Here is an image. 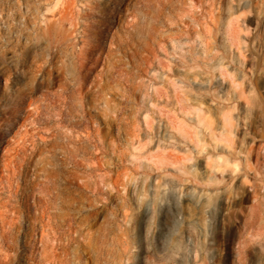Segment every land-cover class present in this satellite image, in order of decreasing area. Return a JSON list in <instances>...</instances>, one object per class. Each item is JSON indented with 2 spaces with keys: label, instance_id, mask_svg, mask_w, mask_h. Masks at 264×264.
I'll return each mask as SVG.
<instances>
[{
  "label": "rangeland",
  "instance_id": "374dc122",
  "mask_svg": "<svg viewBox=\"0 0 264 264\" xmlns=\"http://www.w3.org/2000/svg\"><path fill=\"white\" fill-rule=\"evenodd\" d=\"M0 264H264V0H0Z\"/></svg>",
  "mask_w": 264,
  "mask_h": 264
}]
</instances>
